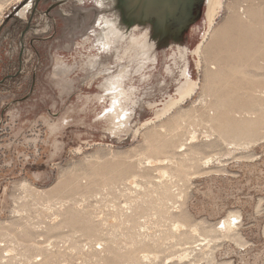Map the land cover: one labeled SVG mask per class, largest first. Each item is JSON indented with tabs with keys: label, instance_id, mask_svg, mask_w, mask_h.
Listing matches in <instances>:
<instances>
[{
	"label": "rangeland",
	"instance_id": "374dc122",
	"mask_svg": "<svg viewBox=\"0 0 264 264\" xmlns=\"http://www.w3.org/2000/svg\"><path fill=\"white\" fill-rule=\"evenodd\" d=\"M95 2L0 0V264H264V0Z\"/></svg>",
	"mask_w": 264,
	"mask_h": 264
},
{
	"label": "flooded vegetation",
	"instance_id": "af4514ba",
	"mask_svg": "<svg viewBox=\"0 0 264 264\" xmlns=\"http://www.w3.org/2000/svg\"><path fill=\"white\" fill-rule=\"evenodd\" d=\"M70 0H61L60 2H56V1H52V0H50V1H46V0H38L37 2H36V4H35V8L33 9V12H32V14H34L35 13V11L37 10V12H42L43 14L41 15V17H40V19L42 20V17L43 16H47V17H49V18H51L52 16L50 15L51 13H52V11L54 10V9H56L58 6H60V5H63V4H66V3H68ZM45 2H47L46 3V5L44 4ZM96 4V2H95V0H92V8H91V10L94 12L95 11V7H94V5ZM39 4H44L45 5V7L44 8H42V10L40 11V10H38L37 8H38V5ZM50 15V16H49ZM65 15H67V14H65ZM32 17V16H31ZM30 17V20H32V18Z\"/></svg>",
	"mask_w": 264,
	"mask_h": 264
},
{
	"label": "bare ground",
	"instance_id": "6f19581e",
	"mask_svg": "<svg viewBox=\"0 0 264 264\" xmlns=\"http://www.w3.org/2000/svg\"><path fill=\"white\" fill-rule=\"evenodd\" d=\"M215 2V0H208V18L211 19V8L213 6V3ZM164 130V129H163ZM152 160V159H151ZM149 160V161H151ZM156 164V163H155ZM176 226V225H175Z\"/></svg>",
	"mask_w": 264,
	"mask_h": 264
},
{
	"label": "water",
	"instance_id": "95a60500",
	"mask_svg": "<svg viewBox=\"0 0 264 264\" xmlns=\"http://www.w3.org/2000/svg\"><path fill=\"white\" fill-rule=\"evenodd\" d=\"M38 0H36V2H37Z\"/></svg>",
	"mask_w": 264,
	"mask_h": 264
}]
</instances>
